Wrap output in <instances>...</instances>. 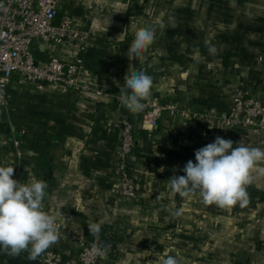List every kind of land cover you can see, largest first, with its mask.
<instances>
[{"label":"crops","instance_id":"1","mask_svg":"<svg viewBox=\"0 0 264 264\" xmlns=\"http://www.w3.org/2000/svg\"><path fill=\"white\" fill-rule=\"evenodd\" d=\"M60 7L92 32L86 79L99 89L128 92L125 75L144 70L153 78L151 100L162 104L226 114L240 88L264 102V0H61ZM144 27L155 28V42L143 60L129 59L130 43ZM37 49L41 60L71 55L54 44ZM120 116L135 125V199L123 198L118 184ZM216 137L264 149V133L168 114L150 127L142 112L118 110L110 98L15 76L9 106L0 111V166H13L20 183L47 182L45 211L56 215L61 233L50 248L73 264L95 239L91 223L121 238L120 253L103 264H161L168 255L181 264H264V163L252 172L245 207L205 205L198 194L181 198L167 185ZM176 209H183L180 217L172 215ZM0 264L40 262L28 252L0 251Z\"/></svg>","mask_w":264,"mask_h":264},{"label":"built area","instance_id":"2","mask_svg":"<svg viewBox=\"0 0 264 264\" xmlns=\"http://www.w3.org/2000/svg\"><path fill=\"white\" fill-rule=\"evenodd\" d=\"M61 0H0V111L9 106L12 80L19 76L26 83L41 87L59 85L77 93L94 95L114 100L118 110L124 107L121 94H111L87 81L88 70L85 53L91 40L90 29L83 28L72 18L61 13ZM54 44L62 50H70V57L37 58L39 45ZM164 114L178 117H192L206 122L220 121L231 128H243L257 134L264 133V102L253 96L248 88L235 92L231 110L226 114L199 112L184 108L176 102L162 104L151 100L142 111V119L150 126H156ZM121 131L118 155V184L121 196L136 198V177L133 167V153L136 148L135 125L127 116L117 118ZM17 158L23 157L21 142L15 140ZM117 234L106 228L80 252L76 264H103L117 256L122 242ZM80 241L79 237L74 238ZM111 244L107 258L98 257L93 247ZM40 264H73L64 252L47 249L38 257Z\"/></svg>","mask_w":264,"mask_h":264},{"label":"clouds","instance_id":"3","mask_svg":"<svg viewBox=\"0 0 264 264\" xmlns=\"http://www.w3.org/2000/svg\"><path fill=\"white\" fill-rule=\"evenodd\" d=\"M155 38V28L138 29L128 48L129 59L143 60L144 52ZM208 51L215 55L218 49L209 45ZM124 83L129 91L120 90L122 106L132 113L142 112L151 102L153 78L144 70L133 71L125 75ZM233 144L231 139L216 137L214 142L195 151L196 162L189 160L186 163L182 169L184 175L171 176L167 185L181 198L198 194L205 205L220 209L237 204L247 206L250 202L247 187L253 182L252 172L258 164L264 163V149L244 145L233 147ZM13 176V166H0V251L12 257L28 252V259L35 261L61 239L59 224L56 215L45 211L47 182L33 179L20 183ZM182 214L183 209L172 212L175 217ZM88 230L98 240L101 224L91 223ZM110 249L111 244H105L93 247L92 251L100 258H107ZM161 264H181V261L168 255Z\"/></svg>","mask_w":264,"mask_h":264},{"label":"trees","instance_id":"4","mask_svg":"<svg viewBox=\"0 0 264 264\" xmlns=\"http://www.w3.org/2000/svg\"><path fill=\"white\" fill-rule=\"evenodd\" d=\"M117 240H118V241H121V238H120L119 236H117Z\"/></svg>","mask_w":264,"mask_h":264}]
</instances>
